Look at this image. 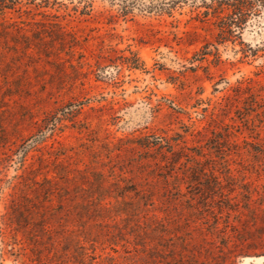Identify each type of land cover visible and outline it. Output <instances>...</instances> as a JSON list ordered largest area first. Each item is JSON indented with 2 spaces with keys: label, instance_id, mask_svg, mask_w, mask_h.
I'll list each match as a JSON object with an SVG mask.
<instances>
[{
  "label": "rangeland",
  "instance_id": "rangeland-1",
  "mask_svg": "<svg viewBox=\"0 0 264 264\" xmlns=\"http://www.w3.org/2000/svg\"><path fill=\"white\" fill-rule=\"evenodd\" d=\"M49 1L0 12V264H264V51L218 61L195 0Z\"/></svg>",
  "mask_w": 264,
  "mask_h": 264
},
{
  "label": "trees",
  "instance_id": "trees-1",
  "mask_svg": "<svg viewBox=\"0 0 264 264\" xmlns=\"http://www.w3.org/2000/svg\"><path fill=\"white\" fill-rule=\"evenodd\" d=\"M24 0H0V12L3 14L6 10H15L18 6L22 5ZM26 5H34L37 8H48L50 5L49 0H26ZM189 0H184L188 2ZM193 1V10L195 13V18L201 23H209L214 26L213 39L214 43H207L204 48L207 49L210 46L215 48L214 56L220 61L218 56V49L216 46L224 45L227 42L232 44H237L239 49L236 50L240 53L239 61H244L250 57H257L259 52L264 51L263 46H252L243 42L242 33L245 27L254 19L264 13V0H200ZM176 2L173 3V5ZM89 4V3H87ZM172 9V6H171ZM170 13V12H169ZM45 19H50L47 21L41 20L35 22L38 26V30L33 32V38L39 40L40 42L53 43V42H65L66 30L64 26L57 20L59 16L55 14L47 13L41 11L38 13ZM128 12H124L123 15H127ZM53 18V19H52ZM52 29L51 31H48ZM17 33H19L18 38L25 41L29 40L27 35L28 30L22 27L16 28ZM53 33V34H51ZM210 52H205L208 55ZM144 146L145 144H139ZM145 147H149L145 145ZM5 214L2 215V218Z\"/></svg>",
  "mask_w": 264,
  "mask_h": 264
}]
</instances>
